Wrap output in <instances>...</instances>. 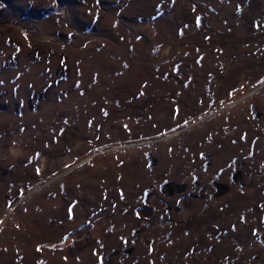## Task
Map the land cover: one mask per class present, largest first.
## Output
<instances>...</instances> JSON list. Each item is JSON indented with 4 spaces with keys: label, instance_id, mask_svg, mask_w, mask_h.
<instances>
[{
    "label": "rangeland",
    "instance_id": "rangeland-1",
    "mask_svg": "<svg viewBox=\"0 0 264 264\" xmlns=\"http://www.w3.org/2000/svg\"><path fill=\"white\" fill-rule=\"evenodd\" d=\"M0 264H264V0H0Z\"/></svg>",
    "mask_w": 264,
    "mask_h": 264
}]
</instances>
